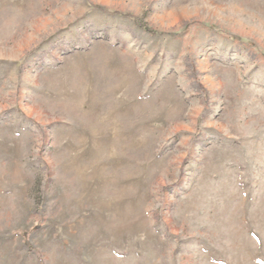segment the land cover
I'll return each instance as SVG.
<instances>
[{
    "label": "rangeland",
    "instance_id": "obj_1",
    "mask_svg": "<svg viewBox=\"0 0 264 264\" xmlns=\"http://www.w3.org/2000/svg\"><path fill=\"white\" fill-rule=\"evenodd\" d=\"M0 264H264V0H0Z\"/></svg>",
    "mask_w": 264,
    "mask_h": 264
}]
</instances>
